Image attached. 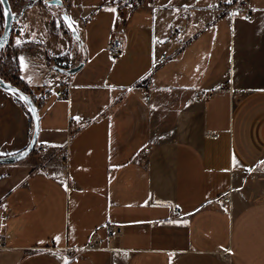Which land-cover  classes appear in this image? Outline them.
I'll return each instance as SVG.
<instances>
[{
	"label": "crops",
	"instance_id": "crops-1",
	"mask_svg": "<svg viewBox=\"0 0 264 264\" xmlns=\"http://www.w3.org/2000/svg\"><path fill=\"white\" fill-rule=\"evenodd\" d=\"M236 1L150 0L69 52L20 37L21 9L0 61L35 97L46 149L0 165V264H264V0L251 19L225 11ZM0 121V156L21 153L33 124L2 88Z\"/></svg>",
	"mask_w": 264,
	"mask_h": 264
},
{
	"label": "rangeland",
	"instance_id": "rangeland-1",
	"mask_svg": "<svg viewBox=\"0 0 264 264\" xmlns=\"http://www.w3.org/2000/svg\"><path fill=\"white\" fill-rule=\"evenodd\" d=\"M8 1L11 11L15 16L19 15L21 9H24V7L31 6L26 10L24 21L20 22L19 24L21 27H23V29H21L20 31V37H23L25 34L27 36L31 35L30 37H32L33 41H35V44H43L48 46L50 49L63 50L68 52L70 51L68 48L77 46L78 40H81V36L83 35V33H87L88 40L91 43L95 45L102 44L108 37L115 19L117 20L119 25V16L122 15L120 13L127 15L128 10L132 11V9H128V7H119V5L123 4L121 3V1L123 2V0H61L63 4H61L60 6L51 5L48 3L38 5L37 0ZM148 3H150V0H145L144 3L138 5L137 8H135V10H133L132 12H139L141 18H145V12H151L149 10L150 7L148 8ZM110 8H115L116 11H108L107 9ZM3 13L4 12L0 4V33L4 27ZM62 14H65L72 22L77 32V39L73 38L71 35H57L56 31L59 32V24L62 23L64 25L61 19ZM96 16L97 19L93 20V22L89 21L86 25H84V22L87 18L91 19L92 17ZM52 22L54 24V29L51 28ZM17 26V24L16 26L14 25V33L16 32ZM62 29L66 31L65 26H63ZM4 54L5 55L3 56L0 54V60H2L3 57L7 58L9 55L7 51H5ZM26 59L27 61L45 65L44 61L46 60V57L45 54L42 53L40 55H37V57L28 56L26 57ZM109 59L111 58L109 57ZM2 65L3 68H1L3 69V71L7 72L8 67L5 64ZM4 127L5 126L0 121V132H3Z\"/></svg>",
	"mask_w": 264,
	"mask_h": 264
},
{
	"label": "water",
	"instance_id": "water-1",
	"mask_svg": "<svg viewBox=\"0 0 264 264\" xmlns=\"http://www.w3.org/2000/svg\"><path fill=\"white\" fill-rule=\"evenodd\" d=\"M48 4L51 5H61V0H51L48 2ZM3 12L9 11V15L7 17L4 16V27L2 30V33L0 35V49L8 42L9 36L12 31L13 25L16 23L18 17L15 16L10 8L9 1L3 0V3L1 4ZM61 19L64 23V26L68 29V31L71 33L72 36L77 37V33L75 31L74 26L71 24L69 18L65 15H61ZM71 25V27L69 26ZM82 67V63H80L76 67H72L68 69L67 71L60 68V67H54V70L59 73H68V74H74ZM0 88L4 89L8 93H10L12 96L16 97L19 101H21L26 110L29 112L32 124H33V130L31 134V138L26 146V148L19 154L11 155V156H0V165H9V164H15L24 158H26L35 148V145L37 143L38 139V133H39V118L37 115L36 107L30 96H28L25 92L18 89L16 86H13L2 79H0ZM21 97H26L27 99H21Z\"/></svg>",
	"mask_w": 264,
	"mask_h": 264
},
{
	"label": "built area",
	"instance_id": "built-area-1",
	"mask_svg": "<svg viewBox=\"0 0 264 264\" xmlns=\"http://www.w3.org/2000/svg\"><path fill=\"white\" fill-rule=\"evenodd\" d=\"M246 1L247 0H237L236 2H234L231 7L229 6L227 9H225V11L229 12V13H234V12H242L245 13V18L247 19H251L253 18V15L251 13H249L248 11H245V6H246ZM123 2L126 4V6L132 10H134L135 8H137L138 4V0H123ZM109 48L111 50V54H112V58H116L117 55L121 52L122 50V40L120 38H113ZM169 58L165 55H163L161 57L160 63H165ZM67 89L69 88V86L66 87ZM213 94V92H212ZM64 95V92L59 91L56 93V96L58 98H61ZM150 99V95L148 92H146L144 94V100L146 102H148ZM46 149V145L44 144H36L35 145V151L38 153L44 152ZM230 194H224L222 195L220 198H218L217 202L221 205V206H225L227 204L230 203ZM105 232L109 237L112 238H116L120 235L121 233V226L116 225V224H107L105 226ZM99 244V241L97 239H92L90 240V243L85 247V249H94L97 248V245ZM221 258L225 259V254H221Z\"/></svg>",
	"mask_w": 264,
	"mask_h": 264
},
{
	"label": "trees",
	"instance_id": "trees-1",
	"mask_svg": "<svg viewBox=\"0 0 264 264\" xmlns=\"http://www.w3.org/2000/svg\"><path fill=\"white\" fill-rule=\"evenodd\" d=\"M38 5H42V4H46V2H44V1H41V0H39L38 2ZM62 4H63V2H62ZM45 6V5H44ZM47 6V5H46ZM15 25V24H14ZM14 25H13V27H12V31H11V34H10V36H9V39H8V42L5 44V46L12 40V38H13V34H14ZM54 24H53V22L51 23V28L52 29H54V26H53ZM63 24L62 23H60L59 24V29H62L63 28ZM1 33H2V31H1ZM1 33H0V35H1ZM65 34H69V32L66 30L65 32H64ZM34 45H37V44H34ZM2 64H5L7 67H8V70H7V72L6 71H3V65ZM0 79H2L3 81H5V82H7V83H9V84H11V85H13V86H16L18 89H20L21 91H23V92H25L28 96H30V98L32 99V101L34 102V104H35V97L32 95V93H31V91H30V89H29V87H28V85H26V84H24L20 79H19V77H18V70H17V68H16V65H15V62H14V60H12L11 58H9V60H6V61H1V63H0ZM2 67V68H1ZM16 100H17V102H18V104H20V106L24 109V110H26L25 109V106H24V104L21 102V101H19L16 97H14ZM27 111V110H26ZM28 112V111H27ZM29 113V112H28ZM30 115V114H29ZM30 122L32 123V119H31V116H30ZM35 153V148H34V150L30 153V154H34Z\"/></svg>",
	"mask_w": 264,
	"mask_h": 264
},
{
	"label": "snow or ice",
	"instance_id": "snow-or-ice-1",
	"mask_svg": "<svg viewBox=\"0 0 264 264\" xmlns=\"http://www.w3.org/2000/svg\"><path fill=\"white\" fill-rule=\"evenodd\" d=\"M229 2H230V0H229ZM2 3H3V0H0V4H2ZM107 10H108V11H112V12H115V11H116L115 8H110V9H107ZM9 14H10L9 11H5V12L3 13V15H4L5 17H7ZM235 15H239V13H235ZM69 26L71 27V25H69ZM17 43H18V44L20 43L19 40H17ZM0 46H2V45H0ZM20 67H21V69H24V68L26 67V64H25V62H24V58H23V57H20ZM21 99L26 100L27 98H26V97H21ZM77 119L79 120V118H77ZM0 155H3V153H0ZM260 163H261V164H264V161H261ZM233 166L235 167L236 164L234 163ZM248 171H251V169H248ZM168 222H169V223H172L173 221H168ZM54 239L58 242L59 239H60V237L57 236V237H55Z\"/></svg>",
	"mask_w": 264,
	"mask_h": 264
},
{
	"label": "flooded vegetation",
	"instance_id": "flooded-vegetation-1",
	"mask_svg": "<svg viewBox=\"0 0 264 264\" xmlns=\"http://www.w3.org/2000/svg\"><path fill=\"white\" fill-rule=\"evenodd\" d=\"M39 0H37V2H38ZM41 1H44V2H46V3H48L49 1H51V0H41ZM5 48V45L0 49V52L3 50Z\"/></svg>",
	"mask_w": 264,
	"mask_h": 264
}]
</instances>
